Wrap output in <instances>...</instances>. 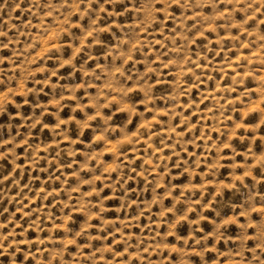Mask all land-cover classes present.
Listing matches in <instances>:
<instances>
[{"label":"rangeland","instance_id":"374dc122","mask_svg":"<svg viewBox=\"0 0 264 264\" xmlns=\"http://www.w3.org/2000/svg\"><path fill=\"white\" fill-rule=\"evenodd\" d=\"M0 264H264V0H0Z\"/></svg>","mask_w":264,"mask_h":264},{"label":"snow or ice","instance_id":"6c2138e0","mask_svg":"<svg viewBox=\"0 0 264 264\" xmlns=\"http://www.w3.org/2000/svg\"><path fill=\"white\" fill-rule=\"evenodd\" d=\"M89 35H91V33Z\"/></svg>","mask_w":264,"mask_h":264}]
</instances>
